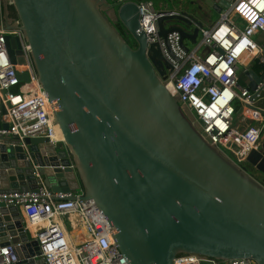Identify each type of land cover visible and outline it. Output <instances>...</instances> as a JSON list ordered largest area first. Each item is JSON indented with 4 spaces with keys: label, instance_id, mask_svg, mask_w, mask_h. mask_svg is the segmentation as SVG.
Returning <instances> with one entry per match:
<instances>
[{
    "label": "water",
    "instance_id": "1",
    "mask_svg": "<svg viewBox=\"0 0 264 264\" xmlns=\"http://www.w3.org/2000/svg\"><path fill=\"white\" fill-rule=\"evenodd\" d=\"M213 1L205 4L220 12L229 2ZM1 2L3 27L20 33L5 36L10 60L18 65L28 46L63 135L59 146L25 138L30 161L16 137L0 134V243H20L18 264L44 263L19 208L3 196L36 192V172L53 194L78 191L94 201L130 264H173L177 255L264 264V185L210 143L163 85L170 67L139 32L136 0H11L12 19ZM159 14L158 36L178 32L185 51L206 16L200 7ZM245 76L255 100L264 72ZM5 115L0 104V130L9 127ZM246 163L264 177V140Z\"/></svg>",
    "mask_w": 264,
    "mask_h": 264
},
{
    "label": "built area",
    "instance_id": "2",
    "mask_svg": "<svg viewBox=\"0 0 264 264\" xmlns=\"http://www.w3.org/2000/svg\"><path fill=\"white\" fill-rule=\"evenodd\" d=\"M7 3L12 5L11 0ZM137 7L139 32L145 35L147 45H158L163 60L170 67L161 78L163 85L189 113L200 133L245 169L249 154L260 147L264 117L253 109L252 92L240 86L238 73L244 57L258 59L259 64L264 65V51L253 39L257 33L264 34V0H229L217 22L210 28H200L194 48L187 51L180 45L178 32L167 34L165 39L158 36L157 19L161 9L155 8L151 0H141ZM6 35L20 38L19 32L6 31L3 27L0 0V103L9 126L7 130H0V134L16 137L27 160L31 161L25 138H46L53 146L61 145L63 140L55 138L58 126L28 61V46L22 44L27 61L24 72L28 75V81L22 82L17 65L10 60ZM200 48L205 51L199 53ZM263 85L260 83L256 91ZM235 101L241 104L242 117L252 120L242 129L234 125ZM34 176L36 192L10 194L3 199L7 207L19 208L27 223L28 239L37 242L39 258L44 264H130L119 251L108 222L94 201L81 200L78 191L53 194L37 172ZM63 219L68 222L69 230ZM80 229L84 231L82 241H78ZM19 246L20 243L13 244L11 238L0 243V264H18L16 248ZM202 262L258 264L246 258L219 261L194 255H177L173 264Z\"/></svg>",
    "mask_w": 264,
    "mask_h": 264
},
{
    "label": "crops",
    "instance_id": "3",
    "mask_svg": "<svg viewBox=\"0 0 264 264\" xmlns=\"http://www.w3.org/2000/svg\"><path fill=\"white\" fill-rule=\"evenodd\" d=\"M137 2L141 1V0H136ZM155 6V2L154 0H151ZM186 1V0H185ZM187 4L184 3V0H182V2H180L178 5H174L171 6L170 8H166L165 10L167 11H175V12H179V11H188V12H194L198 7L202 8L205 12H206V16L204 17H200L201 19V23H202V28H210L212 27L218 20L219 18V13L220 10L218 9L217 6V11L216 10H212L210 7H208L209 5L205 4V0H187ZM221 0H215L213 1L218 3ZM162 0H159V3L161 4ZM157 9H160V7L158 6ZM2 15H3V10H2ZM166 22H170V21H165ZM166 28H169L171 26H174L173 24H165ZM254 41L256 42L257 45H259L263 51H264V34L263 33H257L253 36ZM205 49L204 48H200L199 49V53L204 52ZM258 59H251L249 57H245L243 59V62L241 63L240 66H242L244 68L243 71H239L238 73V77H239V84L242 87H246L247 88V84H248V79L245 76L246 72H253L256 76H261L264 72V65L259 64ZM256 65L260 66L261 69L257 68ZM263 68V69H262ZM1 104V103H0ZM253 108L261 114V116L264 117V91L262 93H260V95L258 96V98H256L253 102ZM241 114V112H240ZM252 120L248 119V118H243L242 115L241 117H239L237 120H234V125L237 128H245L248 124H251ZM264 140V139H263ZM261 140V141H263ZM30 228L32 229L33 227L30 226ZM84 236V235H83ZM82 237L81 234H79V238ZM1 241V239H0Z\"/></svg>",
    "mask_w": 264,
    "mask_h": 264
},
{
    "label": "rangeland",
    "instance_id": "4",
    "mask_svg": "<svg viewBox=\"0 0 264 264\" xmlns=\"http://www.w3.org/2000/svg\"><path fill=\"white\" fill-rule=\"evenodd\" d=\"M164 2H162L161 4L159 3V0H154L155 2V8H158V6L160 7L161 10H165L167 7L170 8L171 6H174V5H178L180 2H182V0H162ZM187 0L185 1L184 0V3L187 4ZM183 4V2H182ZM165 24H173L175 26H179V27H182V24L179 23V22H176V21H170V22H166ZM128 43L132 46V47H135V44L133 42V40L131 38H129L128 40ZM184 44L186 45V47H188L189 49H193L194 48V44H192L189 40H184ZM257 68L261 69L260 66L256 65ZM263 69V68H262ZM244 68L242 66L239 67V71H243ZM241 86V85H240ZM17 90H20V89H17ZM233 106L235 109H238L239 112H236L234 114V120L236 121L237 118H238V115L239 117H241V114H240V107H241V104L237 101H235L233 103ZM264 139V130L262 132V135H261V140ZM253 177L256 178L259 182H261L263 185H264V179L262 177V175L260 173H257L256 171L252 173ZM63 222L66 226V228L69 230V226H68V222L63 219ZM22 223H23V227L26 228L27 226V223L26 221L24 220V218H22ZM83 231V229H81Z\"/></svg>",
    "mask_w": 264,
    "mask_h": 264
},
{
    "label": "bare ground",
    "instance_id": "5",
    "mask_svg": "<svg viewBox=\"0 0 264 264\" xmlns=\"http://www.w3.org/2000/svg\"><path fill=\"white\" fill-rule=\"evenodd\" d=\"M249 57V56H248ZM245 58V57H244ZM250 58V57H249ZM17 68H18V71L19 72H24L26 69H27V63H26V60L23 59L21 62L19 61L18 62V65H17ZM55 138L58 139V140H63V135L60 131L59 128H56V134H55ZM78 235L81 234L82 237H80L78 239V241H82L83 238H84V231H82L81 229L79 230V232H77Z\"/></svg>",
    "mask_w": 264,
    "mask_h": 264
},
{
    "label": "flooded vegetation",
    "instance_id": "6",
    "mask_svg": "<svg viewBox=\"0 0 264 264\" xmlns=\"http://www.w3.org/2000/svg\"><path fill=\"white\" fill-rule=\"evenodd\" d=\"M7 11H8L7 18L12 19V18L15 17L14 9H13L12 5H10L9 3H7ZM245 169L251 175H252L253 172L256 171L253 167H250L249 165H246ZM256 172L259 173L258 171H256ZM263 179H264V177H263Z\"/></svg>",
    "mask_w": 264,
    "mask_h": 264
},
{
    "label": "trees",
    "instance_id": "7",
    "mask_svg": "<svg viewBox=\"0 0 264 264\" xmlns=\"http://www.w3.org/2000/svg\"><path fill=\"white\" fill-rule=\"evenodd\" d=\"M116 28H117V30L119 31V33L123 36V38L128 42L129 37L125 35L124 28H123L120 24H117V25H116ZM129 45H130V44H129ZM236 112H239L238 109H235V113H236Z\"/></svg>",
    "mask_w": 264,
    "mask_h": 264
}]
</instances>
